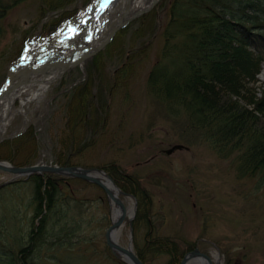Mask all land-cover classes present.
I'll use <instances>...</instances> for the list:
<instances>
[{"label": "rangeland", "instance_id": "obj_1", "mask_svg": "<svg viewBox=\"0 0 264 264\" xmlns=\"http://www.w3.org/2000/svg\"><path fill=\"white\" fill-rule=\"evenodd\" d=\"M3 1L10 7L0 16V87L8 67L25 50L21 46L27 32L45 36L49 24L67 11L81 13L91 0H76L66 11L46 15L39 10L40 0ZM147 16L131 20L96 56L66 72L42 103L24 108L26 119L22 114L15 116L3 136L28 132L36 139L18 151L12 149L10 155L9 146L0 145L4 154L0 160L14 166L62 162L107 174L114 166L119 168V185L126 188L138 182L149 199V205L141 208L128 192L134 216L124 223L119 236L123 247L131 237L134 252L143 254L145 264H170V255L158 246L148 248L162 238L175 243L181 254L195 247L211 255L217 252L222 264H264V167L252 171L254 160L244 156L245 143L221 150L195 129L182 135L187 122L181 114L173 116L167 103L155 98L157 89L147 84L150 71L161 59L165 24L163 20V27L151 35L150 27L156 22L149 24ZM29 36L25 45L33 39ZM257 79L251 87L259 99L264 85ZM99 96L105 103L98 116L92 114L91 106L97 108ZM82 102L91 111L74 115ZM14 108H19L18 102ZM247 108L253 110V105ZM176 144L189 151L163 153ZM9 182L8 188L0 190V245L4 240L16 253L27 243L34 186L26 178L0 172V185ZM64 182L58 184L63 210L49 224H57L58 235L54 236L53 229L47 237L53 246L40 251L39 262L46 264L56 254L63 264H126L105 244L112 208L104 193L81 180ZM142 212L149 214L148 222ZM6 215L9 220L3 222ZM78 223L80 233L73 238L71 231Z\"/></svg>", "mask_w": 264, "mask_h": 264}, {"label": "trees", "instance_id": "obj_2", "mask_svg": "<svg viewBox=\"0 0 264 264\" xmlns=\"http://www.w3.org/2000/svg\"><path fill=\"white\" fill-rule=\"evenodd\" d=\"M75 2L40 0L39 10L43 15L66 11ZM4 3L0 0V14L10 7L6 5L8 2ZM66 14L49 26H58L68 17ZM147 18L149 24L156 22L150 27L151 35L165 21L161 59L147 80L151 90L157 89L155 95L168 102L174 116L181 114L187 122L185 131L197 130L221 150L247 144L244 156L254 160L252 171L261 170L264 167V91L257 99L251 84L257 82L259 72L255 51L263 52L264 0H160ZM249 105H253V110L247 108ZM35 139L32 134H25L2 145L9 146L10 155L12 149L18 151ZM59 165L68 166L62 162ZM28 180L34 186V206L27 243L16 253L8 245H0V264H41L40 251L53 246L47 237L57 227V224L49 225L51 220L64 207L58 189L63 181L52 174H34ZM76 225L78 230L79 223ZM55 235L58 234L55 232ZM150 246H158V250L169 254L170 264L179 263L182 251L171 241H156ZM46 262L60 264L56 255Z\"/></svg>", "mask_w": 264, "mask_h": 264}, {"label": "bare ground", "instance_id": "obj_3", "mask_svg": "<svg viewBox=\"0 0 264 264\" xmlns=\"http://www.w3.org/2000/svg\"><path fill=\"white\" fill-rule=\"evenodd\" d=\"M156 0H115L111 12H102L91 8L85 18L68 22L62 29V33H70V37L54 38L31 42L26 48L22 57L21 68L15 67L11 74L9 89L0 100V139L5 133L12 119L24 113V108L30 103H42L50 89L62 76L66 65H55L43 62L39 55L56 57L63 52H67L69 59L74 64L82 63L84 59L93 54L99 47V43L107 36L113 28L120 25L127 19L141 13L150 7ZM99 0H94V3ZM121 13L118 17L116 13ZM102 24H104L102 26ZM78 28L81 30L77 31ZM94 37V38H93ZM67 47V49H65ZM260 84L264 85V66L259 75ZM264 90V89H263ZM19 102V108L15 109V102ZM108 187L111 188L109 184ZM129 207L132 209L131 204ZM112 219L119 215V206L111 204ZM131 214V210L128 212ZM123 226L116 228L112 234L115 242H119ZM214 255L216 264H222L218 255ZM188 264H205L204 262L194 261Z\"/></svg>", "mask_w": 264, "mask_h": 264}, {"label": "water", "instance_id": "obj_4", "mask_svg": "<svg viewBox=\"0 0 264 264\" xmlns=\"http://www.w3.org/2000/svg\"><path fill=\"white\" fill-rule=\"evenodd\" d=\"M109 2H110V0H101V2L99 4L91 5L90 8H99V7L107 5ZM101 46H102V44H101ZM53 62L56 63L59 61L55 59ZM4 88H5V85L3 87V90H4ZM3 93H4V91L0 92V97L2 96ZM176 149H180V147H176ZM0 171L6 172V173H11V174H14L17 176H26V175H30V174L35 173V172H39V173L49 172V173H54V174L63 175V176L85 179V180L90 181V182L98 185L99 187H101L105 191V193L107 194V196L109 198L115 199V200H118L119 202H121V205H122L123 210H124L123 201L119 200L115 195H112V193L107 189V187L104 185V183L102 182V180L100 178L101 176H104V175L102 174V172L97 171V170H83V169H78V168H57V167L51 168V167H42V166H40V167L34 166V167H28V168H14V167H11L7 164L0 163ZM124 216H125V212L121 215V217L119 219L115 220L112 223V225L110 226V228L108 229V231L106 233L107 245L109 247L117 249L119 252H121L124 255V257L128 260L129 264H141V262L130 251L118 247L109 238L110 231L122 222V219L124 218ZM194 255H199L201 257H206L208 259V257L206 255L200 254L198 252H194V253L186 256L184 258V260L181 262V264H186L188 259Z\"/></svg>", "mask_w": 264, "mask_h": 264}]
</instances>
